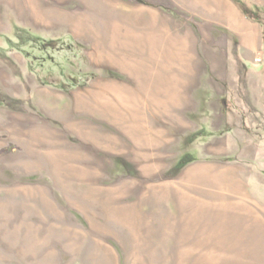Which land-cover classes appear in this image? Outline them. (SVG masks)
Here are the masks:
<instances>
[{"label":"rangeland","instance_id":"374dc122","mask_svg":"<svg viewBox=\"0 0 264 264\" xmlns=\"http://www.w3.org/2000/svg\"><path fill=\"white\" fill-rule=\"evenodd\" d=\"M237 1L0 0V264H264Z\"/></svg>","mask_w":264,"mask_h":264},{"label":"trees","instance_id":"16d2710c","mask_svg":"<svg viewBox=\"0 0 264 264\" xmlns=\"http://www.w3.org/2000/svg\"><path fill=\"white\" fill-rule=\"evenodd\" d=\"M234 1H237V0H234ZM237 3L239 4V2L237 1ZM240 5V4H239ZM240 8L242 10V12L248 17V18H251V19H254V20H257L259 21V18H258V15H256L255 13H251L253 12V10H249L247 9L245 6L243 5H240ZM262 45L264 46V31L262 32ZM44 57V56H43ZM46 59V57H44ZM44 59V60H45ZM47 60V59H46Z\"/></svg>","mask_w":264,"mask_h":264},{"label":"crops","instance_id":"0c3cea01","mask_svg":"<svg viewBox=\"0 0 264 264\" xmlns=\"http://www.w3.org/2000/svg\"><path fill=\"white\" fill-rule=\"evenodd\" d=\"M253 43H255V45L257 44V46H262V31L260 30V32L257 33L256 37H255V34L253 35ZM244 44V43H243ZM243 58V57H242ZM244 58L246 59V61H251L252 59V56H248V57H245ZM243 58V60H245Z\"/></svg>","mask_w":264,"mask_h":264},{"label":"bare ground","instance_id":"6f19581e","mask_svg":"<svg viewBox=\"0 0 264 264\" xmlns=\"http://www.w3.org/2000/svg\"><path fill=\"white\" fill-rule=\"evenodd\" d=\"M116 30V29H115ZM117 31V30H116ZM116 34V33H115ZM246 36H245V39H244V42L247 44V43H251V42H253V37H251L252 36V34H245Z\"/></svg>","mask_w":264,"mask_h":264},{"label":"built area","instance_id":"2783aa9c","mask_svg":"<svg viewBox=\"0 0 264 264\" xmlns=\"http://www.w3.org/2000/svg\"><path fill=\"white\" fill-rule=\"evenodd\" d=\"M261 60H262V59H261V56H256V57L254 58V61L257 62V63H259Z\"/></svg>","mask_w":264,"mask_h":264}]
</instances>
